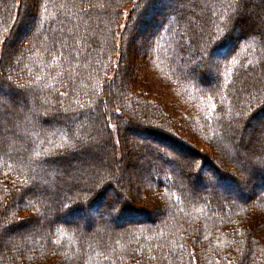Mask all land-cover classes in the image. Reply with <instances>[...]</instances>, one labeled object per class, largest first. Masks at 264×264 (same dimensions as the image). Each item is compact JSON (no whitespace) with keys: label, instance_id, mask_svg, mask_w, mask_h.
<instances>
[{"label":"trees","instance_id":"16d2710c","mask_svg":"<svg viewBox=\"0 0 264 264\" xmlns=\"http://www.w3.org/2000/svg\"><path fill=\"white\" fill-rule=\"evenodd\" d=\"M170 1L38 0L31 11L23 0H0V225L8 217L9 230L30 224L0 264H264V125L252 129L243 181L234 174L243 145L233 144L238 127L264 116V0ZM245 9L259 16L231 36ZM27 14L34 27L14 44ZM136 35L138 66L120 81ZM140 115L168 132L141 126ZM129 129L142 135L136 205L109 198L102 210L101 194L81 191L56 199L69 166L59 159L89 134L118 152ZM142 138L184 152L191 139L196 154L185 159ZM236 181L258 191L217 192ZM38 183L53 190L45 199ZM109 211L130 230L114 227Z\"/></svg>","mask_w":264,"mask_h":264},{"label":"rangeland","instance_id":"374dc122","mask_svg":"<svg viewBox=\"0 0 264 264\" xmlns=\"http://www.w3.org/2000/svg\"><path fill=\"white\" fill-rule=\"evenodd\" d=\"M27 5H30V8L32 7V4L34 3H30V0H23ZM94 4V3H93ZM95 6H102L101 2L98 1L94 4ZM182 1L180 0H171L167 6L168 7H174L176 6L177 8H181L182 6ZM93 6V5H91ZM248 8H250V5H248ZM127 9V8H126ZM125 9L124 11V15H127V10ZM246 10V9H245ZM31 11H33V8H31ZM249 12V13H248ZM246 12L243 10V12H241V14L236 15L237 17V21H235L234 25L232 26V28L230 29V31H232V35H236V31H242L244 24H242L243 20H248V18L250 19L251 16H254V14L258 15L256 9L253 10L252 12L249 10ZM24 18V27L23 24L21 25V27H19L18 31L16 32L12 42L14 44H19V41L23 40L24 37V33L27 34V32H31L34 24L32 21V17L31 15L27 14V15H23ZM23 27V30H22ZM20 38H18V34H21ZM129 37V34L126 33ZM137 34V33H136ZM28 35V34H27ZM140 38L141 36L136 35V37H130L128 38V48L127 51L124 53V57L126 59V61H128V65L125 69V74H122L121 72L118 73V78L120 81H124L126 79V77L135 72V68L138 66L137 62H135V58L137 56H139V50L141 49V46L138 44L140 42ZM233 38V37H232ZM213 63L212 60H210V65ZM211 66H210V75H214L213 70H211ZM112 73V72H111ZM6 76V75H5ZM126 100V98H125ZM124 100V101H125ZM118 102V101H117ZM117 102L114 104L116 105ZM13 114V113H12ZM10 117V116H9ZM111 119H113L112 117H110ZM87 117L85 116V118H81L82 123H84V121H86ZM2 119L0 118V132L1 131V121ZM139 121H136L138 123H140L141 126H147L150 128H153L155 132L157 133H162V132H168L166 129V125H162L158 122H155V120H153L152 118L147 117L146 115H140V117H138ZM264 125V116L258 115V117H253L252 118H248L247 119V123H245L244 126H242L241 128L238 127L237 129V134L234 136V141L233 144L235 146L236 143H241L243 146L240 147L239 149H237V157L239 158V161L241 163V167L240 169H238V174L234 173L235 176L237 177V179L245 180V176H247L248 172H250V167H246L245 165H242V159L247 158L248 152L251 150L252 145L254 144V142H252V138H251V134L253 132V128L254 131L256 130V128L259 125ZM151 130V129H150ZM166 130V131H165ZM129 130H126L123 132V134H125V136L122 134L120 135L121 132L118 131V135H120L119 139L122 142V136H124L126 138V145L125 144H121L119 146V151L115 152L113 150V152L109 151V149L107 148L106 145L103 144H98L95 142V140L92 138L93 134H89L84 136L83 138L80 139L81 143H79L80 145L77 146H81V148L79 149H75L74 152L75 154L73 156H65L61 159H59V163H64V164H68V168L65 171V176L64 174L62 175V183L63 186L66 187L65 190H62L59 192H56L57 196L56 199H61L62 196H65L66 194L70 193H75V192H79L80 193H84V195H86L87 193L92 195H95L93 197H96V195L101 194V201L100 199L97 200V203L99 202V204H101L105 199H108V201L110 202L109 198L112 200H114L117 203L122 204L124 206H127L129 202H131V204H137L139 202V200H136L137 198H135V194H134V189L137 187L138 183V169H139V165H140V161L138 158V155H140V152L136 151V147L134 146L136 142H139V140L141 139V134L137 133V131H132L129 132ZM8 138V137H7ZM143 139V138H142ZM185 139V138H184ZM7 140V139H6ZM183 140V139H182ZM144 142H147L151 145V147H155L158 148L159 150L160 148L169 152L170 154H175V155H179L182 156L185 159H190L191 157L194 156V153L196 154V150H192V147H194V143L191 139H189V143L191 145V147L187 146V149H189V151L184 152L182 150H175L174 148H169V147H165L162 143L157 142L155 139L148 138V139H143ZM185 142V141H184ZM186 143V142H185ZM193 145V146H192ZM199 147H201L202 150H205L206 152L204 153H208L207 152V145L202 144H195ZM240 146V145H239ZM91 147V149H90ZM195 148V147H194ZM234 149V148H233ZM236 150V149H234ZM254 153V152H251ZM256 153V152H255ZM251 155V154H250ZM121 158V159H119ZM136 158V160H135ZM238 161V160H237ZM225 165V164H224ZM108 166L111 169V175L107 176L105 175L104 177H102V172L104 171L105 167ZM183 166V165H182ZM182 166L179 167V169H182L183 172L185 170V168ZM229 167V166H228ZM108 168V169H109ZM186 171V170H185ZM209 171H203L204 173L208 174ZM245 172V173H244ZM102 174V175H101ZM262 174H264V172L258 174L259 176H261L259 178V180L261 181L262 179L264 180V177H262ZM203 178L205 179L206 176L203 175ZM213 176L209 178V180H212ZM208 180V178H207ZM208 180V181H209ZM197 180L193 178L192 184L194 187H198V188H203V183L204 181L201 180V182H196ZM238 181V180H237ZM236 181V182H237ZM40 188H41V193L43 195V199H45L47 193L46 191H53L51 190L50 187H47V185H42L43 183H38ZM86 184H88L87 187H84ZM228 189V191L226 192V195H230L231 197H236L238 194H244L247 193H256L258 190L257 187L255 186V184L253 182L251 183H230V185H222V183L219 185L218 188H216L218 193H223L225 192V190ZM121 190V191H118ZM97 191V192H96ZM101 191V192H100ZM245 192V193H244ZM88 196V195H87ZM108 196V197H107ZM92 197V196H91ZM139 205V204H138ZM104 207L103 204H101V209ZM93 209V208H92ZM103 210V209H102ZM108 213L110 214H106L104 217L107 218L108 215H110V217L112 218L111 220V224H113L114 227L116 228H123L125 229V233L126 231H129L130 228L127 226L128 223L123 222L122 225L120 227H118L116 225V222H118V218H115V214L111 213V211H109ZM41 216V215H40ZM60 215H58L59 217ZM44 217V216H43ZM115 218V219H114ZM10 218H6L4 220V224L10 223ZM71 219V218H70ZM68 220V221H73L76 220L77 218H74L72 220ZM77 221V220H76ZM79 221V220H78ZM81 225L85 226L86 223L81 221ZM30 229V224L28 222H23L22 225H20L19 228L17 229H12V230H8L6 232L2 231L1 233V237H2V244L0 247V255H3V253L5 254L6 250L7 251H11V249L13 248V242L17 241L18 238H24L28 233ZM25 232V233H23ZM264 232V231H263ZM262 232V233H263ZM21 233H23V236H21ZM99 234H101V232H99ZM21 236V237H20Z\"/></svg>","mask_w":264,"mask_h":264},{"label":"snow or ice","instance_id":"6c2138e0","mask_svg":"<svg viewBox=\"0 0 264 264\" xmlns=\"http://www.w3.org/2000/svg\"><path fill=\"white\" fill-rule=\"evenodd\" d=\"M30 3H38V0H30ZM242 3H246V0H242ZM12 227H13V225H11V224L0 225V229H2L4 232L8 231ZM0 234H2V233H0Z\"/></svg>","mask_w":264,"mask_h":264}]
</instances>
